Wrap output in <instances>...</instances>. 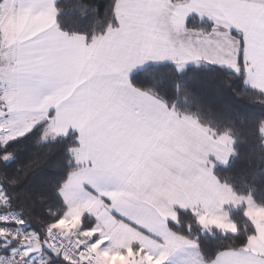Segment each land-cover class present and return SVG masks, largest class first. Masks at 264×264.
<instances>
[{
    "label": "snow or ice",
    "instance_id": "snow-or-ice-1",
    "mask_svg": "<svg viewBox=\"0 0 264 264\" xmlns=\"http://www.w3.org/2000/svg\"><path fill=\"white\" fill-rule=\"evenodd\" d=\"M58 11L56 0H0V142L40 122L41 140L78 132L68 149L73 167L56 188L65 211L29 232L17 230L23 216L0 210V247L9 252L0 264H32L42 247L67 264H168L198 246L169 222L178 226L187 212L201 229L235 237L226 207L242 209L248 231L204 264H264V206L221 183L208 160L228 162L229 133L178 117L130 80L148 61H172L177 70L204 61L243 74L264 96V0H111L103 31L90 36L61 31ZM193 13L213 22L209 32L187 23ZM257 132L264 137V120ZM0 161H8L6 147ZM105 182L114 187L101 188ZM8 199L0 183V204ZM85 216L95 223L85 226ZM76 235L64 252L57 237Z\"/></svg>",
    "mask_w": 264,
    "mask_h": 264
},
{
    "label": "trees",
    "instance_id": "trees-1",
    "mask_svg": "<svg viewBox=\"0 0 264 264\" xmlns=\"http://www.w3.org/2000/svg\"><path fill=\"white\" fill-rule=\"evenodd\" d=\"M110 3L111 0H57V26L62 31L74 30L88 36L102 32V14ZM193 19L196 29L210 30L211 23L195 16L187 23ZM130 80L137 87H150L180 116L195 118L218 133L227 131L234 141L233 155L226 166L216 167L214 174L238 195L251 194L257 206H264V139L257 132V123L264 120V96L246 86L243 74L205 64L190 65L178 72L173 63H158L143 67ZM45 127L43 122L6 145L0 143V150L6 147L10 157L7 162L0 161V183L10 207L20 212L31 232L40 231L44 223L65 211L56 188L73 167L68 149L77 146L74 133L41 140ZM226 211L238 225L235 237L201 229L187 212L180 214L178 226L170 223L169 228L194 240L206 261L230 241L238 243L248 231L240 207H227ZM87 218L84 217L85 226ZM48 256L51 264H65L61 257Z\"/></svg>",
    "mask_w": 264,
    "mask_h": 264
},
{
    "label": "crops",
    "instance_id": "crops-1",
    "mask_svg": "<svg viewBox=\"0 0 264 264\" xmlns=\"http://www.w3.org/2000/svg\"><path fill=\"white\" fill-rule=\"evenodd\" d=\"M57 1V0H56ZM192 16H195V17H197L199 20H201V21H203V20H205V21H208L209 23H211V27H212V24H213V22L210 20V19H208L207 17H203V18H201V17H199V16H197L195 13H193V14H191L188 18H187V21H188V19L190 18V17H192ZM197 30H199V29H197ZM210 30H211V28H210ZM210 30H207V31H203V30H199V31H202V32H204V33H207V32H209ZM62 31V30H61ZM231 31V33L233 34V35H237V33H236V30L235 29H231L230 30ZM158 63H173L172 61H167V60H165V61H160V62H154V61H148V62H146L144 65H142V66H138L136 69H134L133 70V72L130 74V78H131V76L134 74V73H136V72H138L140 69H142L143 67H145V66H147V65H150V64H158ZM174 64V63H173ZM197 64H205V65H217V64H209V63H206V62H204V61H199V62H188V63H186L185 64V66H184V69L186 68V67H188V66H190V65H197ZM175 65V64H174ZM176 66V65H175ZM218 66H221V65H218ZM223 67H225V66H223ZM226 68H228V67H226ZM228 69H230V68H228ZM230 70H232V69H230ZM246 86L247 87H249L250 89H251V87L249 86V85H247L246 84ZM50 112H52L53 114H54V110H50ZM176 114H177V116L178 117H183V116H180L177 112H176ZM193 119H195V118H193ZM196 121H197V119H195ZM198 122V121H197ZM41 123H43V122H40L39 124H41ZM46 123V122H45ZM199 123V122H198ZM39 124H37V125H39ZM200 124V123H199ZM37 125H35V126H37ZM34 126V127H35ZM47 126V125H46ZM33 127V128H34ZM32 128V129H33ZM70 133H74L75 135H76V140H77V137H78V132L77 131H75V130H69V133H68V135L70 134ZM27 134V133H26ZM67 135V136H68ZM58 138V137H57ZM231 139H232V137H231ZM264 139V138H263ZM47 140H53V139H51V138H49V139H47ZM47 140H44V141H47ZM233 140V139H232ZM2 145H4V143L3 142H0ZM77 144H78V140H77ZM233 144H234V141H233ZM233 144H232V149H233ZM232 155H233V151H232V154L230 155V157H229V159H228V162L226 163V164H221V163H219V162H217V161H215V158L213 157V156H209V158H208V160H209V162L211 163V165H212V173H213V175H215L214 174V170H215V168L216 167H224V166H226L228 163H229V161H230V159H231V157H232ZM8 159H10V157H8ZM85 187V189L87 190V191H89V192H92V190L87 186V185H85L84 186ZM100 187L101 188H105V189H110V188H112V187H114V185L112 184V183H110V182H105V183H101V185H100ZM227 208V207H226ZM231 208H233V207H231ZM236 208V207H235ZM225 212H226V214H227V216H228V213H227V211H226V209H225ZM229 218V217H228ZM171 222H169V224H170ZM75 239H77V238H75ZM2 250V254H5V255H7V254H9V252H8V250L6 249V248H1ZM198 250V249H197ZM3 252H5V253H3ZM199 252V251H198ZM190 253L191 252H189L188 251V249H186V250H183V251H180V252H177L174 256H172V257H170L169 258V261H168V264H172V262H174V264H178V263H176V261L175 260H172V259H174V258H176V255H178V254H180L182 257H184V258H179V260L180 259H182L183 261L182 262H180L179 264H186L185 263V258L186 259H190L191 258V255H190ZM191 254H193V253H191ZM199 256L201 257V255H200V253H199ZM60 257V256H59ZM202 258V257H201ZM178 260V259H177ZM201 260H203V259H201ZM199 262V264H204V263H202V262H200V261H198Z\"/></svg>",
    "mask_w": 264,
    "mask_h": 264
},
{
    "label": "built area",
    "instance_id": "built-area-1",
    "mask_svg": "<svg viewBox=\"0 0 264 264\" xmlns=\"http://www.w3.org/2000/svg\"><path fill=\"white\" fill-rule=\"evenodd\" d=\"M4 190V189H3ZM0 210L4 211L7 215H10L12 217H19L21 216L20 215V212L12 207H10L8 201H6L4 204H0ZM8 227L10 228H17L16 225L14 224H10V225H7ZM17 230H23V231H29L31 232L27 225H23V226H20L19 228H17ZM58 240H60V243L63 245V251L64 252H69L71 250V244L68 243V241H71L69 240L68 238L64 237H57ZM2 247H0L1 249ZM0 255H3V256H7L5 254H0ZM61 258L62 256L59 255ZM63 260V259H62ZM51 258L48 256V254L44 253V252H40V253H37L35 255H33L32 257V264H51ZM64 261V260H63ZM65 264H67L66 261H64Z\"/></svg>",
    "mask_w": 264,
    "mask_h": 264
},
{
    "label": "rangeland",
    "instance_id": "rangeland-1",
    "mask_svg": "<svg viewBox=\"0 0 264 264\" xmlns=\"http://www.w3.org/2000/svg\"><path fill=\"white\" fill-rule=\"evenodd\" d=\"M176 69H177V68H176ZM183 70H184V68L181 69V70H177V71H178V72H181V71H183ZM263 138H264V137H263ZM85 222H86V225L89 226V225L95 223V220H94V218H92V217H88V218L85 220ZM66 238H68V239L71 240V241H75V240H78V239H79V236L76 235V236H71V237H66ZM75 238H77V239H75ZM188 251L191 252V253H193V254L190 253V255H191V258H190V259H186V258H185L184 261H185L186 264H199L198 261H200V262H202V263L205 262L204 259L201 258V257L199 256V252H198L197 248H195V249H188ZM181 257H182V256H181L180 254H178V255H176V258H174V259H172V260H175L176 263L179 264L180 262L183 261L182 259L179 260V258H181ZM182 258H184V257H182ZM177 259H178V260H177ZM201 259H203V260H201ZM107 264H119V262H117V261H115V260H109V261L107 262ZM172 264H174V262H172Z\"/></svg>",
    "mask_w": 264,
    "mask_h": 264
},
{
    "label": "water",
    "instance_id": "water-1",
    "mask_svg": "<svg viewBox=\"0 0 264 264\" xmlns=\"http://www.w3.org/2000/svg\"><path fill=\"white\" fill-rule=\"evenodd\" d=\"M40 252H44V253H46L48 255H51L54 258H58L59 257V255L53 256L51 250L46 248V247H42L41 250L38 253H40ZM35 254H37V253H35ZM35 254H33V255H35Z\"/></svg>",
    "mask_w": 264,
    "mask_h": 264
}]
</instances>
